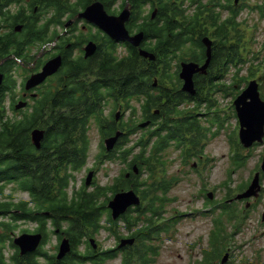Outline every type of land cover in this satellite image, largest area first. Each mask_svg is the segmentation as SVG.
I'll return each mask as SVG.
<instances>
[{"label":"flooded vegetation","instance_id":"flooded-vegetation-1","mask_svg":"<svg viewBox=\"0 0 264 264\" xmlns=\"http://www.w3.org/2000/svg\"><path fill=\"white\" fill-rule=\"evenodd\" d=\"M261 8V5L251 7L258 12V19L262 18L259 13ZM246 11V0H0V50H11L8 57L0 59V98H3L0 113L3 116V108H8L15 115V126H20L22 110H33L32 99L47 88L52 96L105 97L107 100L103 105L106 108L108 99L114 97L118 90V81L113 74L120 48L125 53L131 45L112 38L103 30V26L117 22L122 13H128L124 22L128 34L143 33L140 47L147 50L158 38L145 39L146 32L165 33L167 13H189L190 26L186 27L180 20L174 28L173 40L176 44L183 43V32L189 33V41L183 43L184 49L180 48V55L170 59L162 55L160 59L152 61L156 64L157 72L158 69L161 72L169 62L173 78L163 83V79L157 75L152 78L151 84L160 98L174 92L191 97L189 102L180 104L181 108L191 109L199 100L206 101V97L217 89L216 94L222 93L225 90L221 88L224 85L222 80L227 82L234 77L241 80L247 63L248 26L246 19L242 18ZM255 27L254 24L253 31ZM40 37H45V40L39 41ZM205 37L209 42L204 44ZM208 45V66L204 72L193 74L192 83L196 93L189 96L181 90L180 63H194L201 67L206 61ZM16 48L22 56L16 63L6 66V60L16 56L13 52ZM56 58L60 59L58 69L43 83L27 90L26 81L39 73L46 62ZM16 68L21 71L20 81L13 74ZM245 77L243 81L239 80L242 86L232 84L234 96L246 88ZM224 86L229 88L230 83ZM18 89L20 94L16 93ZM9 97L11 100L8 101ZM141 97L140 116L150 125L134 130L137 122L134 123V116L130 118V114L119 117L118 121L113 119V130L107 136L121 129L124 135L112 152L107 153L104 146L107 136H99L96 154L91 152L93 143L88 138L84 148L85 159L83 157L74 169L65 170L64 164H59V169L54 170L47 163L53 158L58 159V155H55V146H43V142L51 140L42 137L39 146L33 143L31 132L39 127H33L25 137L0 142V264H106L118 256L121 257V264H135L138 254H150L143 243H128V238L134 236L131 232L125 235L118 232V224L128 216L138 215V210L129 208L117 220L109 217L110 211L106 206L111 191L124 189L127 184L122 181L118 185L117 177L105 183L98 182L103 164L105 174H108L109 164L115 165L110 167V171L118 166L119 151L124 156L126 150L128 160L133 159L136 135L137 139L144 137V142L157 138L158 128L164 120V115L160 114L163 105L143 114L147 99L143 95ZM20 102L25 105L14 110ZM224 107L232 111L231 104ZM157 111L160 113L157 114ZM101 129L106 131L104 126ZM80 142L79 139V150L82 149ZM125 143L127 147L123 145ZM178 149V160L182 165V148ZM103 156L106 158L104 162ZM89 172H92V178L90 184L86 185ZM97 209L103 211L99 220L90 217L97 214ZM261 222L264 224V213ZM103 230L114 237L112 246L103 247L99 238ZM20 239L23 244L16 241Z\"/></svg>","mask_w":264,"mask_h":264},{"label":"rangeland","instance_id":"rangeland-1","mask_svg":"<svg viewBox=\"0 0 264 264\" xmlns=\"http://www.w3.org/2000/svg\"><path fill=\"white\" fill-rule=\"evenodd\" d=\"M260 3L261 0H246L247 11L242 14V18L246 19L247 26L250 27L251 30L254 24L256 25L251 38L249 34H246L247 46L251 39L250 45L253 48V52L249 54L247 52V63L244 65L245 69L243 70V76L247 75L248 79V76L253 73L252 76H256L258 80L259 77H261L260 79L262 82L258 84L260 95L264 100V74H261L262 71L264 72V64H262L264 58V21L259 20L258 12L252 10L253 8L251 9L252 6L259 5ZM123 53L124 50L120 48V54ZM251 59H253V61ZM20 73L21 71H17V68L13 72L15 78L19 81L21 80ZM229 79L235 81L238 86L243 85V83L239 82V78L234 77ZM235 89L239 90V88ZM16 93L20 94L19 89L16 90ZM233 98V94H230V96L223 94L216 95L215 99L217 104L210 110L209 114L205 116L207 123L204 119L197 121V126L199 128H206L210 124L208 131H210L211 126H215V128L221 127L223 129L220 130L217 135L212 134V136H210L211 133L204 131L206 136L210 137L203 143L202 154H198L203 155V158H199V156L192 158V156H187L183 153L182 159L184 158L186 163H182L181 165L178 160L179 149L174 142H171L170 146L163 150L161 156H159L166 177L181 178V180H179V182L167 193V205H164L162 216H165L164 219L166 220L169 216L177 217L180 221L172 227L168 235L162 233L160 237L152 238L151 245H154L158 251L152 259L155 260L152 264H198V261L202 258V251L210 239L209 233L214 227H212L211 216H204L201 212H198L203 210V207H205L203 205H206L205 192H213V198L211 200L220 202L225 197L226 191L231 189L232 191H241L246 186L245 182L247 183L251 169L261 161L264 153V146L260 145H256V147L249 150H244L246 156L249 157L247 160L239 162L246 157L244 156L240 160L234 161L230 156V153L239 154L242 152L235 129L238 124L237 119H235L234 113L230 111V108L223 107L225 104H231ZM9 100H11L10 97L8 98V101ZM131 104L136 107V115L139 117L138 102L132 101ZM110 108L111 105H108L106 111ZM215 108L220 109L216 111ZM189 110L192 112V115H195L193 112L197 113V109ZM128 112L127 110L126 115H128ZM202 112L203 109L199 110V113ZM7 116L14 117L15 115H13L11 110H8ZM215 116L217 118L219 116V122L217 123L214 122ZM212 132L215 133L216 130L213 129ZM137 136L138 135L134 138L135 141L137 140ZM89 138L92 139L93 143L91 152L95 153L96 143L99 138V132L96 127L92 128ZM188 147L187 144L185 149H188ZM138 151V149L135 150V153ZM145 157H147V154ZM204 160H210V162L214 161L212 163L209 162L206 166V168L208 167V171L199 167V164H202ZM91 162L92 158L89 160V164ZM195 162L198 164L196 168L192 165ZM111 166L113 167L115 165H108V174L104 173L105 170L99 173V183H105L107 180L115 177L119 170L125 167L119 164L115 169L110 171ZM238 166L241 167L238 168ZM228 167L230 169L229 172L238 168L237 174H233L231 181L226 178L229 173ZM203 171L206 179L201 175ZM143 174L147 177L146 172ZM227 181L231 182L230 188L226 187ZM202 182L206 184L204 189L201 188ZM260 183L262 186L260 191L261 196L249 200L251 205L256 204V206L255 208L250 207L249 216H246L248 217L246 224L242 226V230L236 238H233V245L238 247L234 252L233 264H264V224L261 222L264 213V181L261 180ZM246 188L247 187H245V189ZM254 192L255 189L251 190V193L247 197L254 195ZM244 204L245 201H239L236 203V206L239 208L244 206ZM208 206L210 207V205ZM230 225L231 224L226 227L228 231H230ZM118 232L123 235L127 234V230L122 224L118 227ZM107 234L108 233L103 230L99 236V238L102 239L103 247L112 246L114 242V237L108 236ZM106 264H121V257L118 256Z\"/></svg>","mask_w":264,"mask_h":264},{"label":"trees","instance_id":"trees-1","mask_svg":"<svg viewBox=\"0 0 264 264\" xmlns=\"http://www.w3.org/2000/svg\"><path fill=\"white\" fill-rule=\"evenodd\" d=\"M264 2V0H263ZM261 17L264 18V9L261 10ZM182 20L186 27L190 26V16L189 13H167V25L166 32L156 33L155 31L146 32V37L153 38L157 36L158 40L153 46H150L149 51L153 52L157 57L164 55L165 58L169 57V53L176 52V43L174 39V28L177 25L178 21ZM249 29V28H248ZM17 42L18 39L16 38ZM39 41H44L45 37H40ZM189 41V33H183V43H187ZM35 44V43H34ZM33 44V45H34ZM41 44V43H40ZM10 49L0 50V59L8 57ZM13 58H8L6 60L5 65L8 66L12 62L16 63L19 56H22L21 53H18V48L14 51ZM168 65L166 64L165 70L163 72L162 78L163 83H165V79H172L173 76L168 72ZM156 64L148 62L145 59H142L138 56L137 52L133 48H129L124 55H120L118 57L116 68H115V78L118 81V90L117 94L113 97L115 106L121 105L124 103L126 106H130V102L134 100H139V95L145 94V97L148 96L149 100H147V107L144 109L145 113L151 109L155 104H158L160 100L156 98L155 94L152 92L151 86V78L157 75V71L155 70ZM8 81L5 82L7 84ZM1 88V87H0ZM166 105H171L168 107H164V111H169L175 116L180 115L181 119L175 121H167L170 122L167 124V130L165 133L167 136L163 138L161 141H157L153 146V155L160 152L158 149L161 146H158L160 143H167L170 141L171 136H174L177 132H187L193 126V122H191L190 118L186 116L185 111H179L177 109L176 104L180 102L192 100L191 97H184L180 93H167L162 97ZM106 100L103 98H73V97H65V96H52L49 88L44 89L40 95L32 101L34 102V107L32 109H23V117L20 119V126H15V119H10V126L4 125L3 128L0 127V142L7 141L10 139H16L20 136L25 137V134L30 131L33 127H39L45 131L44 138L46 140H51L50 142H43V146L47 148V146H55V155H58V159H51L47 163L52 166L54 170L59 169V164H64V169L68 168L74 169L82 160L84 155V148L87 145V139L89 138V134L93 127L101 128L104 124H109L112 119L106 117L104 115L103 102ZM3 101V98H0V102ZM98 103V104H96ZM133 107V106H132ZM134 110L135 107H133ZM0 113V120H2ZM19 127V134L18 132ZM196 132V136L202 135L200 129L196 126L194 129ZM162 136H159L161 139ZM79 139L81 140L80 146L82 149H78L79 147ZM192 144L195 143V140L199 142V138L193 137ZM1 147V143H0ZM135 147L141 149L139 155H136L134 158L138 159L139 156H142L145 152V148L141 140L136 142ZM158 147V149H157ZM189 153V152H188ZM51 157V155L49 156ZM83 159V161H84ZM140 159V158H139ZM142 160V159H141ZM134 162H136L134 160ZM147 162V161H146ZM147 168L150 165H147ZM143 174V168H140V172L138 176H135V184L133 189L139 193L142 197H145L148 193L151 192V186L142 187L147 180L141 181V175ZM153 177V176H151ZM169 183H171L169 181ZM161 188V186H159ZM162 190L159 195H156L154 199L151 201L148 210L151 211L150 217H147L149 224L154 223V217H160L159 210L163 209L166 200L163 198L168 193L167 189H159ZM104 195L105 192L103 193ZM101 211H97L96 215H91L90 217H100ZM226 213V212H225ZM220 220L218 215L214 218V229L211 232L212 240H215V243L221 244V233L222 227L220 225ZM136 222L137 219H134ZM179 221L176 219L174 222ZM148 228V225H145L144 229H140L139 231H143ZM169 225L166 226L163 230L167 231ZM150 231V229H148ZM154 231L148 232L153 233ZM222 246L219 248L212 249L210 248L209 252L205 255L203 264H207L209 259L211 258L213 261L217 260L222 253ZM217 247V246H216ZM152 252V251H151ZM148 254L139 256V264H150L152 262L148 259ZM154 252H152V256Z\"/></svg>","mask_w":264,"mask_h":264},{"label":"water","instance_id":"water-1","mask_svg":"<svg viewBox=\"0 0 264 264\" xmlns=\"http://www.w3.org/2000/svg\"><path fill=\"white\" fill-rule=\"evenodd\" d=\"M127 18H128V13H122L117 18V22L115 21L114 24H105L103 26V30H105L112 38H115L117 40H126L134 47H137L138 54L141 57L149 60H154L155 56L152 53L142 48H139L140 42L143 37L142 33L136 34L134 36L128 35V32L124 27V22ZM209 60H210V49L208 47L206 51V61L203 66L198 67L197 65L192 63H183L181 65L182 70L179 73V77L183 81L182 90L194 94L192 76L196 72L199 71L204 72L205 68L209 63ZM59 66H60L59 58L46 62L39 73L32 75L26 81L25 88L29 90L41 84L48 76L53 74L58 69ZM1 79H2V75L0 74V82ZM24 105L25 103L20 102L15 106V108L19 109ZM233 105L236 109L237 116L241 126L239 131L240 142L244 146L248 147L252 145L256 140L261 141V137L263 135V127H264V102H262L259 98V94L257 92V83L255 81H251L248 84L247 88L239 96H237ZM119 114L120 113L117 112L116 116H118ZM146 125L147 122L141 123L140 127H144ZM120 135L121 132L116 131L114 136L106 140L105 144L107 149L111 148L114 145V143L120 137ZM31 137L35 145L39 146L40 144L39 141L43 137V131L35 129L31 132ZM134 170L135 173L138 172L136 167H134ZM241 196H248V192H246ZM138 204H139V198L136 196L134 192L129 191L115 195V197L109 202L108 207L112 210V218L115 219L119 215L123 214L129 206L138 205ZM16 241L19 244H23V241L21 239ZM33 243L34 241L32 239L31 244Z\"/></svg>","mask_w":264,"mask_h":264}]
</instances>
